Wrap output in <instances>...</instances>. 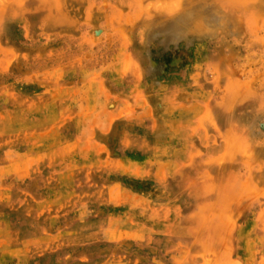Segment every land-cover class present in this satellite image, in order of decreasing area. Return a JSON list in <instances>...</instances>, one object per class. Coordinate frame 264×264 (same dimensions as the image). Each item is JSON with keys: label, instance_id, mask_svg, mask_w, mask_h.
Here are the masks:
<instances>
[{"label": "rangeland", "instance_id": "1", "mask_svg": "<svg viewBox=\"0 0 264 264\" xmlns=\"http://www.w3.org/2000/svg\"><path fill=\"white\" fill-rule=\"evenodd\" d=\"M0 264H264V0H0Z\"/></svg>", "mask_w": 264, "mask_h": 264}, {"label": "crops", "instance_id": "2", "mask_svg": "<svg viewBox=\"0 0 264 264\" xmlns=\"http://www.w3.org/2000/svg\"><path fill=\"white\" fill-rule=\"evenodd\" d=\"M247 121H251L252 119H246ZM245 120V121H246ZM257 218L256 216L251 217V215L249 214L247 216V218H245V221L243 222V228H242V234H260L261 231L260 229V224H258L257 222Z\"/></svg>", "mask_w": 264, "mask_h": 264}]
</instances>
